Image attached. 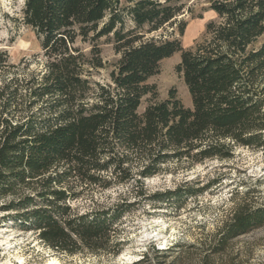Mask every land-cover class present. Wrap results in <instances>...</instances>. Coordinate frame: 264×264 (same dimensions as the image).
<instances>
[{"label":"trees","instance_id":"1","mask_svg":"<svg viewBox=\"0 0 264 264\" xmlns=\"http://www.w3.org/2000/svg\"><path fill=\"white\" fill-rule=\"evenodd\" d=\"M185 9L182 0L23 1L16 20L41 52L17 63L0 52L3 222L62 253L116 257L132 204L121 198L81 211L78 201L118 186L137 202L179 201L216 181L148 194L145 180L171 165L229 159L236 146L264 150V0H209L218 19L194 49L181 41ZM103 37L119 55L107 81L96 79ZM176 53L191 107L175 87L160 99L149 82ZM233 202L203 246L152 247L132 264H243V251L229 244L264 226V206Z\"/></svg>","mask_w":264,"mask_h":264},{"label":"rangeland","instance_id":"2","mask_svg":"<svg viewBox=\"0 0 264 264\" xmlns=\"http://www.w3.org/2000/svg\"><path fill=\"white\" fill-rule=\"evenodd\" d=\"M23 1L0 0V52L7 51L13 63L23 57L31 59L41 52L35 33L16 20ZM182 1L186 9L180 18L187 22V28L181 41L185 49H194L205 38L208 22L217 20L218 16L209 9V0ZM79 44L90 49L89 43ZM98 44L105 68L98 71L96 79L107 81L119 55L106 37ZM180 61V53L164 59L160 73L149 82L157 85L160 99L167 98L169 90L175 87L183 104L191 107L188 88L177 71ZM146 104L144 98L141 112ZM214 180L204 192L168 203L143 199L137 202L126 186L100 190L78 201L76 205L81 211L98 204L115 205L122 202L121 198L132 204L118 225V239L124 247L116 257L88 251L70 255L53 250L34 233L11 227V221L3 222L2 216L6 213L0 211V264H47L52 259L59 264H132L144 253L151 252L152 247L203 246V240L216 232L227 218L234 198L237 201L247 198L251 205L264 206V150L236 146L229 159H207L193 166L171 165L168 171L146 179L145 184L148 194H154L188 186L201 188ZM229 246L243 251V264H264V226L233 239Z\"/></svg>","mask_w":264,"mask_h":264},{"label":"bare ground","instance_id":"3","mask_svg":"<svg viewBox=\"0 0 264 264\" xmlns=\"http://www.w3.org/2000/svg\"><path fill=\"white\" fill-rule=\"evenodd\" d=\"M47 264H59L56 260L52 259Z\"/></svg>","mask_w":264,"mask_h":264}]
</instances>
